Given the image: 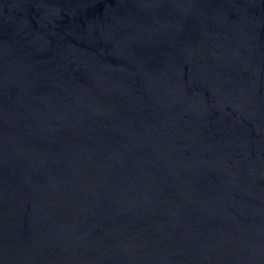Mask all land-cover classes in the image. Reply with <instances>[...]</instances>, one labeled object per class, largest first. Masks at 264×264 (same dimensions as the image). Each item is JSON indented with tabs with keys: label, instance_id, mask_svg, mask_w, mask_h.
Masks as SVG:
<instances>
[{
	"label": "water",
	"instance_id": "95a60500",
	"mask_svg": "<svg viewBox=\"0 0 264 264\" xmlns=\"http://www.w3.org/2000/svg\"><path fill=\"white\" fill-rule=\"evenodd\" d=\"M0 264H264V0H0Z\"/></svg>",
	"mask_w": 264,
	"mask_h": 264
}]
</instances>
